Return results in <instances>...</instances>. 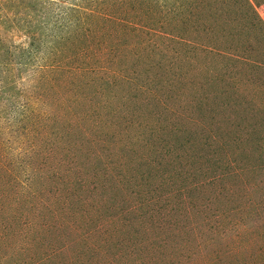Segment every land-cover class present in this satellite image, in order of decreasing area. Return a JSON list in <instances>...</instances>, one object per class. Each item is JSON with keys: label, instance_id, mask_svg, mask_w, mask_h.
<instances>
[{"label": "rangeland", "instance_id": "1", "mask_svg": "<svg viewBox=\"0 0 264 264\" xmlns=\"http://www.w3.org/2000/svg\"><path fill=\"white\" fill-rule=\"evenodd\" d=\"M34 9L0 0V44ZM72 21L0 48V264H264V0Z\"/></svg>", "mask_w": 264, "mask_h": 264}, {"label": "trees", "instance_id": "2", "mask_svg": "<svg viewBox=\"0 0 264 264\" xmlns=\"http://www.w3.org/2000/svg\"><path fill=\"white\" fill-rule=\"evenodd\" d=\"M58 0H31L32 5L34 6V11L36 13V17L30 19V17H26V19L22 20L20 31L25 32L27 36V45L23 47L22 44H15L13 42H6L2 41V44H0V48L5 51L6 55L2 56L3 58H12L10 61H14L15 58L17 61H31L35 57L36 52L41 50L42 43L44 42L43 33L48 28L49 25L52 26L51 29H55V26L59 25V23L62 21V31H64L63 36H59V41H65L68 38L65 35L66 32H70L72 28H74L73 24V14L79 10L82 9L84 6L89 5L95 8L96 5H98V0H74L72 3L69 4L70 7V13L67 14L66 10H61V15L55 21L53 25L49 21V13L47 9V2L52 3L54 5V2H57ZM84 4V5H83ZM88 9V8H87ZM86 9V10H87ZM85 12V11H84ZM45 15V16H43ZM71 16V17H70ZM75 21V18H74ZM29 33V36H28ZM40 33V36L39 34ZM43 38V39H42ZM6 42V44H5ZM19 52L20 54L18 56L12 55L11 53ZM35 53V54H34ZM34 54V56L32 55ZM17 57L19 59H17ZM37 60V59H36ZM4 61V60H3ZM8 61V59L6 60Z\"/></svg>", "mask_w": 264, "mask_h": 264}, {"label": "crops", "instance_id": "3", "mask_svg": "<svg viewBox=\"0 0 264 264\" xmlns=\"http://www.w3.org/2000/svg\"><path fill=\"white\" fill-rule=\"evenodd\" d=\"M251 2V4L253 3V1H250Z\"/></svg>", "mask_w": 264, "mask_h": 264}]
</instances>
